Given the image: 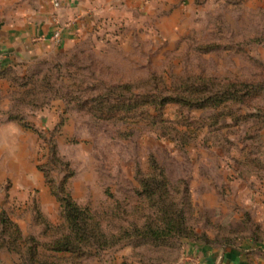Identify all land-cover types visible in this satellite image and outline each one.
<instances>
[{
    "label": "rangeland",
    "instance_id": "rangeland-1",
    "mask_svg": "<svg viewBox=\"0 0 264 264\" xmlns=\"http://www.w3.org/2000/svg\"><path fill=\"white\" fill-rule=\"evenodd\" d=\"M174 1L11 68L0 111L31 126L34 174L0 183V264H177L234 246L264 256L252 247H264V0ZM66 198L87 211L83 240ZM64 237L73 252L52 249Z\"/></svg>",
    "mask_w": 264,
    "mask_h": 264
},
{
    "label": "crops",
    "instance_id": "crops-1",
    "mask_svg": "<svg viewBox=\"0 0 264 264\" xmlns=\"http://www.w3.org/2000/svg\"><path fill=\"white\" fill-rule=\"evenodd\" d=\"M0 0V96L10 90L3 73L8 69L23 72L32 63L50 59L74 45L92 27L109 24L117 15L134 12L137 8L152 11L155 3L169 8L177 1L168 0ZM146 2L143 6L142 2ZM185 1V0H184ZM190 3L193 0H188ZM187 1V2H188ZM166 5V6H165ZM61 29V40L52 41L55 29ZM8 100L1 99L0 110L7 108ZM0 111V183L8 180L12 188L28 185L25 178L34 174L31 162L35 156L34 138L31 146L25 141L28 133L18 124L5 122ZM4 112V111H3ZM37 112H35V115ZM34 115V120L36 116ZM30 159H26V158ZM24 179V180H23ZM25 181V182H24ZM252 247L263 249L258 243ZM257 249V248H256ZM255 250L238 246L217 252L207 248L188 250L177 264H264V256Z\"/></svg>",
    "mask_w": 264,
    "mask_h": 264
},
{
    "label": "trees",
    "instance_id": "trees-1",
    "mask_svg": "<svg viewBox=\"0 0 264 264\" xmlns=\"http://www.w3.org/2000/svg\"><path fill=\"white\" fill-rule=\"evenodd\" d=\"M42 61H39L38 63L40 64ZM33 65L32 69H29L28 72H31V75H37V70H36V66L37 64ZM38 64V65H39ZM35 67V68H34ZM11 69H8L7 71H5L3 73V75L5 76V78H13L14 75H11ZM40 72V71H39ZM10 75V76H9ZM24 86V85H23ZM35 88H37V85L35 83ZM35 91V90H33ZM37 107L34 106V109H36ZM5 122H13L18 124L19 126H21L23 129H32L31 126H29V124H27L24 120V118L22 116L19 117H11L9 113L5 114ZM63 208H64V213H65V219L66 222L68 224V229H69V234L70 236L78 239V240H83L84 238H86L87 234L85 233L86 230V210L85 209H81L79 206H77L74 202H72L69 198L66 199H61ZM64 244L62 246H60V242L59 240L56 241V247H53V250H56L58 252H73V250L75 248L71 247L72 242L70 237L66 238L64 237ZM60 246V247H59Z\"/></svg>",
    "mask_w": 264,
    "mask_h": 264
},
{
    "label": "built area",
    "instance_id": "built-area-1",
    "mask_svg": "<svg viewBox=\"0 0 264 264\" xmlns=\"http://www.w3.org/2000/svg\"><path fill=\"white\" fill-rule=\"evenodd\" d=\"M53 5L54 7L58 8L59 7L58 1L54 0ZM51 38H52V41L58 45L61 40V29L60 28L55 29Z\"/></svg>",
    "mask_w": 264,
    "mask_h": 264
}]
</instances>
